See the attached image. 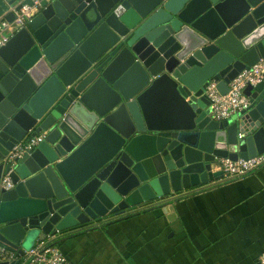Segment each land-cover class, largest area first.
<instances>
[{
  "label": "water",
  "instance_id": "obj_1",
  "mask_svg": "<svg viewBox=\"0 0 264 264\" xmlns=\"http://www.w3.org/2000/svg\"><path fill=\"white\" fill-rule=\"evenodd\" d=\"M39 13L0 48V246L38 241L226 182L221 160L264 155V75L248 109L210 116L264 60V0H0V24ZM159 96V101L152 102ZM162 104L161 116L156 114ZM28 251V252H29Z\"/></svg>",
  "mask_w": 264,
  "mask_h": 264
},
{
  "label": "crops",
  "instance_id": "obj_2",
  "mask_svg": "<svg viewBox=\"0 0 264 264\" xmlns=\"http://www.w3.org/2000/svg\"><path fill=\"white\" fill-rule=\"evenodd\" d=\"M157 101L159 96L153 97ZM158 107L161 116L164 106ZM213 171L220 172L219 165ZM87 227L59 239L70 264H259L264 252V166L129 220Z\"/></svg>",
  "mask_w": 264,
  "mask_h": 264
},
{
  "label": "built area",
  "instance_id": "obj_3",
  "mask_svg": "<svg viewBox=\"0 0 264 264\" xmlns=\"http://www.w3.org/2000/svg\"><path fill=\"white\" fill-rule=\"evenodd\" d=\"M39 13V5L33 7L24 6L16 12V18L12 23L3 22L0 24V48L3 47L16 32L27 26ZM264 60L260 61L249 71H243L229 86L230 91L222 95L217 89V83L211 82L206 88L205 95L210 101L209 111L212 119L216 121L228 120L234 115L248 109L250 106L249 98L244 94L248 86H255L263 80ZM44 136L40 135L28 138L15 145L5 158V164L11 166L10 172L0 183V189L12 190L14 188L10 174L17 159L31 153L43 141ZM220 172L223 173L225 181L231 182L242 179L258 171L264 166V155L249 160H221L219 162ZM225 184V182L221 183ZM200 191L185 195H175L166 199H161L156 203H175L180 199L197 194ZM61 236L52 235L43 242H39L24 257L23 264H70L67 256L59 246ZM1 261H15V254L9 252L5 247L0 246ZM259 264H264V252L258 259Z\"/></svg>",
  "mask_w": 264,
  "mask_h": 264
},
{
  "label": "trees",
  "instance_id": "obj_4",
  "mask_svg": "<svg viewBox=\"0 0 264 264\" xmlns=\"http://www.w3.org/2000/svg\"><path fill=\"white\" fill-rule=\"evenodd\" d=\"M225 183H228V181H226ZM190 196H192V195H189V197ZM159 204L162 205L163 203H156V204H154V203L152 204L151 203V204H147V205L142 206V207H137V208L129 210L124 215L110 216V217H107V218H104V219L100 220L99 222H94V223L90 224L88 227H90V226L93 227L94 226L93 228H97V227L104 228V227H106L109 224H114V223H117V222H120V221L129 220V219H131L133 217H136V216H138V215H140L142 213H145V212L153 210L155 208V206H157Z\"/></svg>",
  "mask_w": 264,
  "mask_h": 264
}]
</instances>
